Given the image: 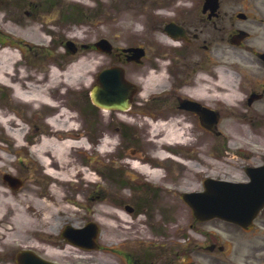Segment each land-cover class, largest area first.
Returning <instances> with one entry per match:
<instances>
[{
  "label": "rangeland",
  "instance_id": "obj_1",
  "mask_svg": "<svg viewBox=\"0 0 264 264\" xmlns=\"http://www.w3.org/2000/svg\"><path fill=\"white\" fill-rule=\"evenodd\" d=\"M53 1L8 0V4L7 2L2 5L0 3V7L5 9L3 12L0 11V35L8 39L9 37L14 38L16 41L22 43L23 46H20V49H15L14 53L18 57L23 58L24 71L31 75V79L45 77L44 84H48L50 75L56 68L63 72L71 65L83 59H90L96 63L86 85L84 87L79 85L75 87L76 89L81 88L82 90L70 91L68 95L64 96L62 101L68 107L73 110L75 108L82 114L85 124L82 130L91 134L96 145L92 150L81 152L80 156L81 158L87 159V163L92 164V168L100 170L102 178L96 184H88L86 182L81 184L79 194L76 193L74 187L69 185L62 186L61 191L63 195L64 193L68 194L73 198V201H76V199L79 200L78 205L75 207L78 210V214L55 215L53 222L47 225H43L39 219L35 218L37 219H34L37 229L43 231V233L24 235L22 237L24 243H52L57 246L58 253H61L63 249V254L61 253V256L58 258H61L62 261H66L69 264H123L124 252L122 255L117 252L118 255H116L115 253L109 252V250H126L130 252L131 248L134 247V249L141 248L142 250L144 246H149V249H152L151 247L154 246L150 245H169L171 242L176 245L177 249L181 250L180 257L175 259L176 264H185L186 261H191L183 252L194 248L196 251L190 254L191 258H193V264H263L264 251H256L264 248L262 245L264 242V224L262 223L264 213L256 225V231L244 233L239 228L218 219L209 222L195 221L191 209L179 198V194L185 191H202L203 181L207 178L242 181L247 178L243 170L245 166L257 165L264 160V101L254 104L251 107L248 106L246 98L250 93L247 90H243L240 93L238 100L234 104L220 103L215 100L200 101L201 104H206L211 108H217V110L221 111L222 117L218 126V130L221 132L220 135L207 132L200 125L197 116L187 110L181 109L176 104V98L178 97L176 95L180 94L179 96L186 97L188 96V90L192 89V87L182 88L183 85H181V88H175L174 93H169L166 99L163 96L158 100L154 99L150 106H142L140 103L134 101L132 113L135 116L136 114L140 116L143 113L154 116L155 114L167 115L175 112L187 116L191 120L190 126L194 138H197L200 142L192 149H179L178 151L184 154V156L193 154L198 160L204 159L213 163V167L205 169L200 160L199 162L196 161L195 165L198 168H193L189 174L186 173L185 168L178 167L176 164H170L167 167L170 177L173 178L170 183L161 184L151 182L147 177L136 173L130 167L126 166L123 163L124 160L121 159L124 158V155L130 149H138L137 147L139 145L142 146L140 144L141 141H139V137H142L141 132L136 134L131 132L128 136L125 134L124 129L118 126L120 132H122L121 137H123L122 141L117 139L119 144L117 152L120 154L118 159L112 158V156L105 157L99 151V145L102 140L108 133H114L115 126L118 125L117 118L120 112H101L102 109L95 107L89 96L97 74L105 68H108L111 64L113 66L119 63L124 68H128L130 71L128 77L136 80L133 68L141 71L146 67V62L145 65L143 63L142 66L135 67L134 64H129L124 60H118L114 55H112L111 59L110 56L102 52L89 49H81L71 54L66 50L65 42L70 40L81 45L91 44L105 38L111 40L115 47L129 48L150 43L152 24L158 25L160 29L162 26H159L157 22L150 24L149 20L146 21L149 23L147 26L150 25L148 28L145 29L144 24L142 26L139 25L137 27L139 35H132L131 31L136 27V20L134 17H125L123 12L125 8L121 5L125 4L126 0H121L122 4H116L112 0H82L81 2L79 0ZM74 5L79 6L77 9L82 12V17L77 20H61V14L70 15V10H72L70 6ZM128 12L133 11L129 10ZM4 16L6 17L3 22ZM29 27L48 29L50 34L47 35V44L38 45L32 39L26 37L24 32ZM78 33L81 35H78ZM73 35L79 38L73 37ZM24 43L30 47H26ZM261 47H264V45ZM238 53L241 54V52ZM187 54H191V52ZM198 57L200 55H197L196 59ZM208 59L210 61L211 59H215L219 61V64L226 66L227 70L235 71L238 83L244 79L243 82L245 81L247 85V80L255 76L259 77L263 73V70H259L260 67L257 64L258 66H251L252 68L249 69V72L245 73V78H243V71L239 67L243 68L244 60L232 51L225 50L220 57L214 53L212 57L209 56V58H206V60ZM184 60L186 62L190 61L188 58ZM205 65L207 69L211 68V63ZM192 69L189 71L191 73L190 82L193 84V81L197 79L198 75L196 72L192 73ZM214 69H216V66L212 68V73ZM57 92L58 90H51L50 94L56 96ZM0 110L14 111L17 116L24 120L22 121L25 127L23 136L30 134L27 139H40L39 137H41L42 132L49 128H47L45 123L46 114L49 112L48 109L35 110L31 105L17 99L14 91L5 88L2 84H0ZM100 112L104 113L105 117L109 116L110 121H104L100 116ZM11 116L15 115L12 114ZM235 129L246 132L240 135L237 134L238 141H234ZM0 136H3L0 139V147L1 145H5L14 147L13 149H15V139L10 137L1 127ZM23 143H25L24 139ZM112 147H115V145ZM31 148L33 147H25L22 151L15 153H7L6 151L0 150V155L7 157L13 164V167H9L10 169L4 167L3 170H0V182L6 186L4 187L5 190H13L12 187L8 186V182H4L3 179L4 174H7L3 172H9L17 177L11 176L19 180V185L14 189L15 191L18 192L30 186L32 187L34 196L38 199H45L42 196L49 194L51 180L45 176L37 163L33 164L30 161L32 157ZM143 151L149 153V151ZM106 165H109V167ZM112 165L116 167L124 165L122 168L124 170L122 176L132 184L131 190L129 188L125 191L120 190L119 185L112 180V177L106 174L109 171L108 169L112 170ZM127 174L130 176H127ZM187 176L190 177L192 182L189 183V179L185 178ZM155 185L159 186L160 189L158 191H154L157 189ZM146 186H155V189ZM123 192L128 197L123 207L125 208L127 203L134 209V213H129L131 217L137 215L135 202L138 199L145 198L152 202V219H150L149 223L153 231L145 228V231H140L137 234L127 232L125 235L121 234L117 238H112V235L107 232L102 225L103 217L101 210L106 208L112 209V203L118 202ZM152 192L155 198L149 197ZM11 196L12 198H17V195ZM89 221L98 224L100 228L98 243L103 248L90 252L92 256L85 255L86 258L76 257L77 255L71 252L73 250H65L66 242L61 238L60 234L67 225L82 228ZM208 232L219 234L221 236L218 239L219 243H223L225 240L231 242L230 249L227 248L228 252L232 251L229 256H222L217 248L213 253H209L206 249H203L212 240H216L213 236H207ZM18 248L21 247L18 246ZM17 251V247H0V264H16L15 255ZM46 257L53 259L49 256ZM222 258L226 259L227 263H224ZM160 263H162V260H160Z\"/></svg>",
  "mask_w": 264,
  "mask_h": 264
},
{
  "label": "bare ground",
  "instance_id": "obj_2",
  "mask_svg": "<svg viewBox=\"0 0 264 264\" xmlns=\"http://www.w3.org/2000/svg\"><path fill=\"white\" fill-rule=\"evenodd\" d=\"M124 15L126 18L128 17L127 14ZM136 22L135 33L138 32L137 27L141 23V20H137ZM30 27L24 32L25 36L32 39L35 43L45 44V34L47 35L49 31L45 28ZM161 40L166 44L173 43V40L170 38L163 37ZM23 64L24 61L19 59L11 49L1 51L0 82L12 89L19 99L34 107L35 110L44 108L56 110V115L48 119V126H46L49 128L44 131L47 132V136L41 140L38 139L37 145L32 149V157L30 158L33 164L37 163L41 167L42 172L53 184L49 188V194L42 196L45 199H38L33 195L34 192L30 186L18 192L15 190L7 191L4 189L6 186L0 182V247L12 248L20 246L48 249L53 246H49L48 244H25L22 237L27 234L35 235L43 233V231L37 229L34 221L35 218L39 219L43 225H47L53 222L55 215L78 214L77 209L66 205L67 201H72L73 198L66 194L63 195L61 187L68 184V180L75 174L77 177L82 176L85 181L94 179L88 170L83 168V166H87V162L80 156L81 152L88 150L85 139L81 137L82 128L78 124L80 122V116H75L73 113L64 109L66 104L62 99L70 91L82 90L81 88L76 89L75 87L78 85L84 87L86 85L96 63L90 59H83L70 66L62 74L54 70L48 84H44L45 77H35L32 80L31 75L24 71ZM163 70L164 66L162 65L156 72L146 71V73L141 74L142 78L139 81L144 85V89L139 94L140 100H143L149 92L155 90L157 85L162 82ZM32 81L33 83H31ZM51 90H58L56 96L50 94ZM240 91L234 85L233 74L228 71H221L217 79L198 82L196 87L191 89L189 93L192 97L202 101L217 100L232 103L240 96ZM130 114L128 110L124 111L123 114H118V122L136 125L134 120L129 119ZM100 116L104 121H110V117H105L104 113H100ZM160 117H164L167 120L153 124L143 120L138 126L142 133V140L140 142L142 146L138 147L136 151L132 150L128 154L131 160L126 161V164L136 172L154 177V181L159 178V171H151L149 164L160 165V160H164L165 157L162 149H177L181 147L177 143L184 141L185 136L189 138L183 146L185 148L190 149L200 142V140L196 142L191 140L192 128L190 126V120L184 114L175 112L160 115ZM0 125L8 128L7 131L15 139L16 144L15 149H13L14 147L5 145H1L0 149H6V151L13 153L22 151L25 148L22 143V135L25 128L13 118L6 119L2 115H0ZM11 125L18 127V129L12 130ZM235 133L240 135L246 132L235 129ZM115 135L116 133H108L103 148L108 147L109 141H114ZM234 138V141L239 140L237 137ZM248 139L250 138L248 137ZM143 150L149 151V153H142ZM166 160L171 161L169 159ZM202 165L205 168H211L213 164L203 160ZM194 166L192 163L184 166L186 173L189 174L191 167ZM4 167L10 169L9 167H13V164L7 157L0 155V170H3ZM185 178L189 179V183L192 182L189 176ZM11 195H17V198H12ZM27 195L29 196L25 198ZM78 201L76 199V202ZM101 211L103 217L102 225L112 236H116L118 233L128 232L132 229V226L134 227L136 225L129 221L128 211L122 207L113 209L106 208ZM66 250H73L71 252L75 253L77 257L86 258L85 254L77 251V249L72 248L70 245H66ZM51 251L49 250L48 252Z\"/></svg>",
  "mask_w": 264,
  "mask_h": 264
},
{
  "label": "flooded vegetation",
  "instance_id": "obj_3",
  "mask_svg": "<svg viewBox=\"0 0 264 264\" xmlns=\"http://www.w3.org/2000/svg\"><path fill=\"white\" fill-rule=\"evenodd\" d=\"M217 1L218 5L214 11L212 9L213 5L208 7L205 13H203L202 4L196 7L201 10L200 19L203 22L201 26L196 27L193 21L178 22L184 29L185 41L193 43L196 51L200 52L203 50L208 57L213 56L214 53L220 55L225 50H228V46H231L236 50H247L251 53L254 51V48L250 45L264 42V0ZM244 31L247 35L242 40L241 45H231L233 39L239 41L244 36L242 33ZM257 54L259 55L258 52ZM257 87L261 88V92L264 94V81L262 85H258ZM186 105L183 102L182 107L189 108ZM168 248L171 249H165V246L162 245V252L154 256L158 264H175V257L180 256V252L175 251L174 245ZM148 253V250L143 249L130 254V257L134 264H148L147 260L151 258ZM191 253L189 250L188 256ZM58 257H60L59 253L54 255L55 259ZM161 258L162 263H160ZM60 259L46 260L52 264H69ZM187 263L191 262L187 261Z\"/></svg>",
  "mask_w": 264,
  "mask_h": 264
},
{
  "label": "water",
  "instance_id": "obj_4",
  "mask_svg": "<svg viewBox=\"0 0 264 264\" xmlns=\"http://www.w3.org/2000/svg\"><path fill=\"white\" fill-rule=\"evenodd\" d=\"M104 43L106 44L103 41L97 45L102 49H109L103 46ZM122 74L123 71L120 69L100 74L101 86L96 87L91 93L95 104L108 109L126 107L128 99L125 102L122 97L112 93V75L119 85ZM248 173L252 178L250 184L208 180L205 193L186 194L184 198L192 206L199 220L221 217L247 227L264 207V168L250 169Z\"/></svg>",
  "mask_w": 264,
  "mask_h": 264
}]
</instances>
